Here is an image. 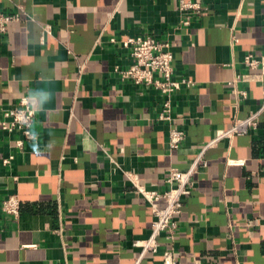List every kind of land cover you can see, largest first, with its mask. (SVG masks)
Instances as JSON below:
<instances>
[{"label": "crops", "instance_id": "crops-1", "mask_svg": "<svg viewBox=\"0 0 264 264\" xmlns=\"http://www.w3.org/2000/svg\"><path fill=\"white\" fill-rule=\"evenodd\" d=\"M180 1L0 0L24 8L0 34V120L34 89L53 97L35 108V140L20 148V132L0 131V264H163L170 248L177 264H264V113L205 152L174 238L142 258L135 246L155 220L137 187L164 191L171 168L187 171L263 101L244 58L264 55V0H186L201 6L186 14ZM139 36L169 42L174 78L193 82L173 95L172 124L158 90L115 72L133 63L122 41ZM171 126L186 135L176 151ZM11 195L18 219L2 210Z\"/></svg>", "mask_w": 264, "mask_h": 264}, {"label": "built area", "instance_id": "built-area-1", "mask_svg": "<svg viewBox=\"0 0 264 264\" xmlns=\"http://www.w3.org/2000/svg\"><path fill=\"white\" fill-rule=\"evenodd\" d=\"M201 6L192 1L181 0L179 10L183 13L190 11H199ZM24 8L19 5L17 11H5L0 5V34L8 31L12 22L22 20ZM185 25L188 20L183 21ZM236 41V40H235ZM112 43H116L113 38ZM122 44L130 49L132 65L127 69L115 68L122 81L131 80L137 85H145L158 90L164 96V103L159 114V121L173 123V95L184 86L190 87L193 82L187 79L174 78V56L171 51V45L167 41H160L152 36L128 37ZM246 67L252 72L258 70V73H249L247 80L264 81V55L255 58L247 55L244 58ZM236 90L239 98H245L247 93L243 90ZM263 101L260 108L252 112L246 118H236L233 126L227 130H220L216 137L207 145L200 149L190 168L187 171H180L171 168L166 179L167 188L164 191L148 190L144 186H138V192L150 204L155 216L150 236L143 241L135 242V246L142 247L141 258L146 252L157 253L159 249L158 238L166 233L168 238L173 239L178 229L176 217L181 214L183 208L182 198L191 193L193 187V177L200 166H207L204 154L208 148L215 145L218 141L225 138H232L235 135H244L259 126L260 117L264 113V86L262 87ZM36 110L31 107L28 97H23L19 106L6 110L3 119L0 120V131L10 135L20 132L22 138L18 140L17 146L23 147L25 142H31L36 139L33 131ZM185 133L174 126L170 127L169 148L171 151L178 150L185 140ZM12 157L5 159L6 164L10 163ZM164 203V205H162ZM3 212L18 219L21 214V201L17 195H11L2 203ZM163 264H177L174 257V249H167L163 253Z\"/></svg>", "mask_w": 264, "mask_h": 264}, {"label": "clouds", "instance_id": "clouds-1", "mask_svg": "<svg viewBox=\"0 0 264 264\" xmlns=\"http://www.w3.org/2000/svg\"><path fill=\"white\" fill-rule=\"evenodd\" d=\"M31 107L43 110L46 105L52 102V93L47 89H34L28 97ZM34 150H39V144L33 143Z\"/></svg>", "mask_w": 264, "mask_h": 264}]
</instances>
